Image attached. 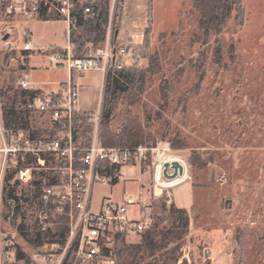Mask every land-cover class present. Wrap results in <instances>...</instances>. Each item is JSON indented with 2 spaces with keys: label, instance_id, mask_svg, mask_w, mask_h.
<instances>
[{
  "label": "rangeland",
  "instance_id": "1",
  "mask_svg": "<svg viewBox=\"0 0 264 264\" xmlns=\"http://www.w3.org/2000/svg\"><path fill=\"white\" fill-rule=\"evenodd\" d=\"M110 6L112 41L130 47L129 67L136 64L145 70L140 100L127 105L118 99L111 127L120 131L132 118L150 139V144H142L150 147L171 143L170 138L178 135L185 147L174 149L171 144L172 151L166 153L188 166V178L163 195L154 194L155 158L151 155L140 181L136 168L123 167V179L93 187L94 207L107 197L121 200L129 192L139 193L146 229L162 216V203L166 205L165 221L154 244L147 245L142 232L120 234L110 245L113 264H143L159 248L176 244H181L179 256L188 264H264V0H244L242 17L232 15L219 36L208 38L191 0H119L114 9ZM108 29L106 25V35ZM66 33L60 16L52 20L10 14L6 0H0V92L2 88L7 91L0 98L2 114L13 91L22 89L19 81L24 73L34 82L67 79L66 69L53 56L66 45ZM106 35L92 45L104 46ZM27 36L33 45L28 55L24 49ZM217 39L221 63L214 57ZM72 77L80 92L82 136L90 140L97 134L101 141L106 76L89 70ZM163 81L168 84L166 104ZM195 84H200L198 92L192 90ZM28 109L31 126L48 135L50 120ZM97 112L98 122L90 120ZM25 157L21 155V161ZM16 160L7 169H14ZM55 163L50 159V164ZM172 206L187 210L188 227H177L169 215ZM7 229L34 264L43 253L60 250L65 243L30 246L13 226ZM134 246H139L137 252L131 251Z\"/></svg>",
  "mask_w": 264,
  "mask_h": 264
},
{
  "label": "built area",
  "instance_id": "2",
  "mask_svg": "<svg viewBox=\"0 0 264 264\" xmlns=\"http://www.w3.org/2000/svg\"><path fill=\"white\" fill-rule=\"evenodd\" d=\"M89 1L92 0H6V9L10 14L43 18L55 13L66 22V45L53 56L66 69L68 77L64 81L44 83L30 81L28 74L24 73L19 81L22 89L39 91L32 108L50 120L48 135L33 138L22 129L7 130L0 108V264H34L32 260L25 262L18 258L15 236L7 229L14 217L13 214L7 217L5 214L17 202L16 198H5L4 194L9 160L19 159L23 154L36 159V166L18 171L16 178L22 184L31 181L34 169L48 172L40 179L38 194L45 204L52 199L54 206H44L38 212L43 230L50 229L60 215L68 218L65 243L59 247L60 250L43 253L37 264H113L110 251L106 253L105 248L110 249L116 236L146 230L147 218L141 213L139 193L129 192L121 200L107 197L97 207L93 206V187L114 184L123 179V167L136 168L140 181L150 166V155L153 156L155 195L169 192L170 188L188 178L186 162L166 153L172 151L169 141L151 147L144 144L105 146L97 134L90 140L82 136L80 92L73 82V74L97 70L105 77L110 70L127 67L132 54L129 46L112 41L110 20L107 22L109 29L104 46L90 43L84 55H73L70 28L76 18L75 10L79 8L84 19H95L87 4ZM118 1L109 0L110 8L114 9ZM32 48L27 36L24 49ZM99 116L97 112L91 115L90 120L98 122ZM50 159L56 162L55 165L48 163ZM175 160L181 164L182 173L178 170L177 175L171 177L175 172L171 163ZM166 162L169 163L167 175L164 174ZM133 206H138L136 211L131 210ZM138 212L139 215L136 214Z\"/></svg>",
  "mask_w": 264,
  "mask_h": 264
},
{
  "label": "trees",
  "instance_id": "3",
  "mask_svg": "<svg viewBox=\"0 0 264 264\" xmlns=\"http://www.w3.org/2000/svg\"><path fill=\"white\" fill-rule=\"evenodd\" d=\"M191 3L197 11L199 26L205 38H208L211 34L219 36L227 20L232 15L236 19H239L244 12V0H191ZM87 4L90 5L95 14V19H84L78 8L75 10L76 18L73 20L70 28L72 52L76 57L84 55L86 51L85 47L88 43L97 45L104 40L106 35V25L109 17V0H92L87 2ZM43 18L54 20L57 19V15L52 13ZM216 45L214 57L218 63H221L223 53L221 47H219V39L216 40ZM145 46V50L147 51L146 55L149 57L147 43ZM25 52L26 55L29 54L28 50H25ZM233 59L234 57L232 56L231 60L233 61ZM144 71L143 68L135 64L120 70H110L107 73L103 96V119L101 128V141L103 145L135 146L142 143L150 144V139L144 128L135 122V120L132 121V118L124 124L120 131L113 129L110 124L111 115L118 99L127 105H134L140 100L141 93L143 92ZM199 87L200 84H195L192 90L198 92ZM161 92L163 102L165 104L168 103V84L166 81H163L161 84ZM0 93L3 97L7 91L2 88ZM38 94V90L19 88L13 91L10 104L5 107L3 114V121L7 130L17 131L22 129L33 138L43 136L44 130L34 125L31 126L29 119L30 110L28 107L35 105ZM32 110L34 111L33 108ZM170 140L174 149L185 147V142L178 138V135L173 136ZM11 161L9 160V164ZM16 161L17 165L14 169L10 170L9 167L7 169L4 194L5 198L14 197L17 202L9 212H6L5 216L7 217L9 214H13L14 220L11 226L16 229L20 238H23L30 246L42 245L45 242H58L63 244L67 238L68 218L64 215L58 216L55 226L52 229L46 230L42 229L37 218V213L41 208L44 206L52 208L54 206L52 199L45 204L38 194L41 188L40 179L48 172L42 170L37 172L34 169L31 181L26 184L27 186L19 188L22 183L16 178L18 171L22 168L36 166L37 161L31 155H27L24 161H21L20 158ZM161 212L162 216L157 217L155 223L149 229L142 232V240L149 246L154 244V237L160 231L161 224L165 221L164 216L167 213L165 203L161 205ZM169 215H173L177 227H188L189 215L184 208L172 206ZM180 247L181 244H176L172 247H161L157 252L152 253L153 257L150 260L143 264H188L185 259L182 260L179 256ZM138 249L139 246H134L131 251L137 252ZM109 251L110 249L106 247L105 252L109 253ZM17 255L19 259H23L25 262L30 261L29 253L23 250L18 243Z\"/></svg>",
  "mask_w": 264,
  "mask_h": 264
},
{
  "label": "water",
  "instance_id": "4",
  "mask_svg": "<svg viewBox=\"0 0 264 264\" xmlns=\"http://www.w3.org/2000/svg\"><path fill=\"white\" fill-rule=\"evenodd\" d=\"M171 165H172L173 169L175 170V172L171 175V177L176 176L178 170H179L180 173H182V166H181V164H180L178 161H176V160L173 161V162L171 163ZM164 166H165L164 174L167 175V171H168L169 163L166 162Z\"/></svg>",
  "mask_w": 264,
  "mask_h": 264
},
{
  "label": "bare ground",
  "instance_id": "5",
  "mask_svg": "<svg viewBox=\"0 0 264 264\" xmlns=\"http://www.w3.org/2000/svg\"><path fill=\"white\" fill-rule=\"evenodd\" d=\"M157 192L159 193V190H157Z\"/></svg>",
  "mask_w": 264,
  "mask_h": 264
}]
</instances>
